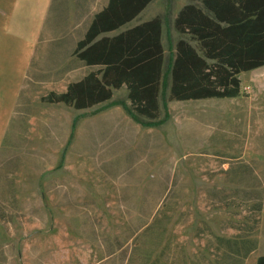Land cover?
Returning a JSON list of instances; mask_svg holds the SVG:
<instances>
[{
  "label": "rangeland",
  "instance_id": "obj_1",
  "mask_svg": "<svg viewBox=\"0 0 264 264\" xmlns=\"http://www.w3.org/2000/svg\"><path fill=\"white\" fill-rule=\"evenodd\" d=\"M188 3L154 0L115 33L163 17L166 68L187 39L173 20ZM62 10L53 0H0V264H256L264 67L240 75L238 98L168 102L166 87L158 127L118 105L45 104L41 96L89 72L70 58L78 32ZM126 92L111 101L129 106Z\"/></svg>",
  "mask_w": 264,
  "mask_h": 264
},
{
  "label": "trees",
  "instance_id": "obj_2",
  "mask_svg": "<svg viewBox=\"0 0 264 264\" xmlns=\"http://www.w3.org/2000/svg\"><path fill=\"white\" fill-rule=\"evenodd\" d=\"M153 1L108 0L73 51L86 66L98 68L69 83L64 92L50 91L40 101L77 111L104 103L100 111L118 105L136 124L149 128L160 123L166 87L168 102L244 95L240 75L264 66V0H188L191 3L182 6L173 20L175 30L187 39L176 42L166 68L163 17L107 35L133 21ZM122 87L129 106L111 101L114 90ZM163 108L167 119L169 109ZM76 124L77 118L70 139ZM256 264H264V256Z\"/></svg>",
  "mask_w": 264,
  "mask_h": 264
},
{
  "label": "crops",
  "instance_id": "obj_3",
  "mask_svg": "<svg viewBox=\"0 0 264 264\" xmlns=\"http://www.w3.org/2000/svg\"><path fill=\"white\" fill-rule=\"evenodd\" d=\"M53 2H54L55 5L56 4L57 5L60 4L61 6H63V10H62V13H61V22H62V24H64L67 28H70L71 32H73V31L78 32V35H77V37L74 40V45L72 46L73 49H72V53H71V56H70V58H73V57H75L73 55V51L76 48V45H77L78 41L83 39L87 29L89 28V26H90V24H91V22L93 20L94 15L97 14L99 11H101L102 8L107 5L108 0L102 6H97L96 4H94V0H53ZM52 14H54V11H52ZM57 14L58 13L56 12L54 15H57ZM51 31H52V29H51ZM115 32L109 33L107 35L108 36H112V35L117 34ZM162 42H163V35H162ZM163 45H164V43H163ZM76 59H78V58H76ZM79 61L82 62L81 60H79ZM82 63L84 64V62H82ZM86 67L88 68L89 72L98 68V66H91V67L86 66ZM260 68H262V67H260ZM254 70H256V69H254ZM254 70H252V71H254ZM79 80H81V79H79ZM74 82H77V81H74ZM70 83H72V82H70ZM68 84H67V86H68ZM67 86H66V88H67ZM55 92H57V91H55ZM246 95H248V94H246ZM247 98H249V96ZM224 167L227 168V165H225ZM207 169L209 170V172H210L209 174L210 175L213 174V166L212 165L208 166ZM207 176H208V174H205V176H204V178L206 179L205 182L209 181Z\"/></svg>",
  "mask_w": 264,
  "mask_h": 264
}]
</instances>
